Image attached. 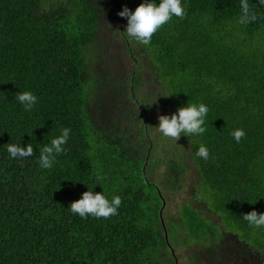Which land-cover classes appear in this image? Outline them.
<instances>
[{"label": "trees", "instance_id": "16d2710c", "mask_svg": "<svg viewBox=\"0 0 264 264\" xmlns=\"http://www.w3.org/2000/svg\"><path fill=\"white\" fill-rule=\"evenodd\" d=\"M143 2L0 0V264H179L178 246L264 264V226L243 219L264 213V3L249 0L244 25L240 0H181L185 17L144 46L118 15ZM188 103L208 107L205 132L165 137L158 116ZM62 128L65 151L41 168ZM29 143L32 156L7 151ZM190 171L193 201L166 215ZM88 190L120 196L118 214H73Z\"/></svg>", "mask_w": 264, "mask_h": 264}, {"label": "clouds", "instance_id": "9594fccd", "mask_svg": "<svg viewBox=\"0 0 264 264\" xmlns=\"http://www.w3.org/2000/svg\"><path fill=\"white\" fill-rule=\"evenodd\" d=\"M264 3V0H261ZM241 15L239 16L240 24H248L257 19L254 11L250 8L249 0H240ZM119 16L127 18L126 34L132 40L139 44L147 46L151 43L153 34L164 24L171 20L173 16L183 19L186 15L181 0H160L157 4L155 0H144L135 11L124 7ZM167 96V95H165ZM25 111H31L37 103V97L31 91L19 92L16 95ZM209 109L204 103L199 105L188 103L185 107H180L178 112L169 115H159V131L165 136L174 140H179L181 135H200L205 132V117ZM69 128H62L58 136L51 139L50 143L40 149L39 164L41 168H51L56 160L57 155L65 151L64 145L67 143ZM237 142L245 136L242 129H236L232 133ZM7 151L12 158H26L34 153L33 145L29 143L27 147L18 144H8ZM197 157L205 161L209 159V150L201 145L196 153ZM104 177L97 173V179L102 180ZM122 204L120 196H113L111 200L106 198L102 192L88 190L83 192L82 198L74 201L70 205L73 214L81 218H87L89 215L95 218H110L118 214V209ZM243 219L250 226L256 228L264 226V213H258L253 210L243 215Z\"/></svg>", "mask_w": 264, "mask_h": 264}, {"label": "rangeland", "instance_id": "374dc122", "mask_svg": "<svg viewBox=\"0 0 264 264\" xmlns=\"http://www.w3.org/2000/svg\"><path fill=\"white\" fill-rule=\"evenodd\" d=\"M116 78H118V77H116ZM163 112L165 113V115H170L169 111H167L166 109H164ZM164 113H162L161 115H163ZM163 147L164 146H160V149H162ZM188 178H189L187 180L188 183H185L183 185V187L180 189L181 191H179V193L175 197H168L167 198V209L165 211L166 215L177 213L179 210V207L183 203L193 201L191 199V189H190L194 183V181H193L194 172L193 171L189 172ZM207 213H208V211H207ZM215 218L217 220L218 217H215ZM225 243H226L225 247H219V249H223V250L228 249L229 244H231L232 241L230 239H227V241ZM175 251H176V255L179 259V264H208L209 263L208 261H206L201 256L202 255L201 252L192 251V249L188 246H178L175 248ZM190 254H196L197 261H190V258H189ZM223 262H224V264H257L255 262V259L252 257L249 259H245V258H240L237 255L236 256L231 255V257L228 258L227 260H226V258H224Z\"/></svg>", "mask_w": 264, "mask_h": 264}, {"label": "water", "instance_id": "95a60500", "mask_svg": "<svg viewBox=\"0 0 264 264\" xmlns=\"http://www.w3.org/2000/svg\"><path fill=\"white\" fill-rule=\"evenodd\" d=\"M165 204V203H164ZM167 240H168V234H166Z\"/></svg>", "mask_w": 264, "mask_h": 264}]
</instances>
